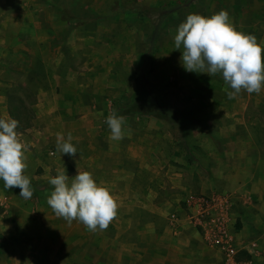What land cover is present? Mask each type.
I'll use <instances>...</instances> for the list:
<instances>
[{
    "label": "rangeland",
    "instance_id": "374dc122",
    "mask_svg": "<svg viewBox=\"0 0 264 264\" xmlns=\"http://www.w3.org/2000/svg\"><path fill=\"white\" fill-rule=\"evenodd\" d=\"M221 9L228 11L237 30L255 35L258 42L264 41V0H80L74 7L76 17L71 26L73 29L78 26V37L72 40L76 52L71 67L82 71L79 74H82L81 83L87 81L96 93L103 92L100 86H105L112 110L121 109V97L134 93L138 55L148 51V38L155 35L156 52L149 80L158 103L171 111L172 119L166 121L162 117L129 112L143 121L145 134L137 148L131 141L134 137L126 141L128 168L124 175L128 177V182L124 190L135 189L134 180L138 173L146 180L159 175L155 164H160L161 171L166 172L169 155L183 163L188 161L192 177L190 192L175 188L174 194L167 193L172 195L171 199L165 198L164 194L163 199L152 198L148 190L153 187L154 181L149 182L148 187L141 185L147 190L140 195V199L139 196L127 199L130 203L127 211L117 212L109 224L111 228L106 230L92 232L79 222L77 230L67 231L64 227L48 232L49 238H66L71 234L77 238L81 264H231L222 246L210 243L205 236L202 239L197 229L200 228L202 233L203 229L195 225L193 215L216 195L214 192L203 195L200 193L202 186L207 189L212 186L217 192L229 193L235 184L228 178L234 175L233 178L246 180L252 169L250 161L256 157L264 158V87L259 94L242 90L235 98L229 99L225 89L231 91V88L224 83L221 74L209 76L186 71L181 62L182 49H173L178 26L188 14L198 13L207 17ZM45 27L47 32H57V38L47 37L44 33L40 34V38L37 34L27 38L26 48L31 49V53L26 58V64L36 62L34 56L41 52L50 66L55 65L57 48L64 43L66 28L60 25L51 27L50 24ZM39 43L46 44V52L39 49ZM107 85L110 86L106 88ZM15 91L26 96L29 108L32 94L40 93L37 90H31L32 93L26 90L25 93L22 88H15ZM138 103L141 104L140 100ZM45 109L50 112V100ZM74 120L53 119L50 116L36 119L35 126L51 134L48 140L44 138L42 146L48 149L53 145L51 141L57 127L66 132V138L73 129H88L93 125L86 119L78 120L80 122L76 124L77 120ZM46 121L47 125L44 124ZM95 144L101 152L109 148L101 140ZM135 152L137 156H142L143 163L135 164ZM62 155L60 159L65 158ZM114 158L119 157L113 152L111 160ZM152 159L154 162H151ZM50 160L53 163H49L46 186L53 190L54 186L49 183L51 175L64 170L69 175L71 169L67 166L61 169L58 163ZM81 169L85 170L80 167L79 171ZM103 170H108V167ZM89 171L97 183L111 190L119 189L115 182H104L103 176L106 175L100 167H90ZM263 171L258 169L260 181ZM211 176H216V184ZM259 184V191H264L263 184ZM166 189V186L163 187L161 192L165 193ZM140 205L146 209L139 210ZM152 205L169 213L173 210V213L170 217L168 213L166 216L153 215L148 211ZM245 207L233 216L228 215V222H233L228 232L237 250L233 261L236 264H264V210L256 209L255 214ZM249 213L250 221L244 222ZM177 220L181 226H176L179 223ZM61 221L65 224V220ZM67 254L66 257L70 258L69 251Z\"/></svg>",
    "mask_w": 264,
    "mask_h": 264
},
{
    "label": "crops",
    "instance_id": "0c3cea01",
    "mask_svg": "<svg viewBox=\"0 0 264 264\" xmlns=\"http://www.w3.org/2000/svg\"><path fill=\"white\" fill-rule=\"evenodd\" d=\"M75 1L0 0V118L10 116L19 121L17 132L27 145L25 175L30 178L31 187L34 190L30 199H24L19 195V188L6 189L3 180H0V264H81L78 258L80 242L72 234L66 238L47 237L48 232H53L56 228L63 229L65 227L67 231L77 230L79 223L78 220H73L71 223L65 221V224H63L64 222L62 223L61 220L64 221V219L57 217L47 203L52 191L47 189L46 186L48 184L46 175L49 171V163H53L50 159L54 163H58L61 169H63L62 166L71 169L68 175L69 182L74 178L80 167L88 171L90 167H100L103 175H106L103 176L104 182L118 184L119 189L110 190L119 204V213L123 210L126 212L129 208L130 203L126 201L127 199H136L137 196L140 199V195L147 190L140 186L146 185L148 187V183H151V181H154V185L148 191L152 198L156 200L163 199V194L165 198L171 199L172 195L168 196V194H174L175 190L173 189L175 188L184 192H190L191 190V165L188 161L183 163V161H179L171 155L167 158L166 172L161 171L162 166L160 164H155L154 167L160 170H158L159 175L146 180L138 173L137 178L134 180L135 189L133 191L124 190L125 184L128 182V177L124 175L128 168L126 164L128 159L126 141L129 142V138L134 137V140L131 139V141H134V146L137 148V145L141 144V137L145 134L144 124L137 115L125 114L123 115L126 119L124 128L126 132L130 129V135H126L124 139L119 141L109 138L110 129L105 121L112 109L110 96L105 93V86H100L104 90L103 92L96 93L94 89L88 86L87 81L81 83L80 77L82 74H79L82 71L71 67L76 52V46L73 45L72 40L78 37V26L75 29L71 26L76 17L74 16L76 15L74 7L80 0ZM48 24L51 27L60 25L66 28L63 37L64 43L57 48L55 65L50 66L41 52L37 55L33 54L37 56H34L36 62L26 64V58L31 53V49L26 48L27 38H33L32 36L36 34L40 38L41 33H44L47 37L50 36V38H57L58 34H55L57 33L55 31H48V35L45 27ZM69 25L70 27L67 30ZM38 46L40 50L45 49L44 52H46L45 43L42 45L39 43ZM48 50L51 51L50 48ZM109 86L107 85L106 88ZM15 88H22L25 93L26 90L28 93H32L31 90L40 92L38 95L32 94L33 100L30 103V108L34 116L28 126H26V96L20 93L16 94ZM44 95L50 98H45ZM49 100L50 112H46L45 104ZM69 109L71 110L69 111ZM48 116L53 119L75 118L77 120L75 124L82 119L93 123L88 129L76 127V129H73L72 143L77 149L75 157L62 155L57 151V134L63 133L66 136V132H62L59 127H57L52 137L51 142H53V145H50L48 149L42 146L44 138L48 140L51 134H47L45 130L36 127L35 120L47 119ZM101 121L103 122L102 125ZM44 124L47 125L48 122L46 121ZM98 140L105 142L109 148L101 152L95 144ZM113 152L118 155V159L111 160ZM61 155L65 158L60 159ZM134 155L133 160L135 164L138 163L136 165L143 163L141 155L137 156L136 152ZM102 156L104 157L101 158ZM151 162H154V160L152 159ZM250 166L252 169L246 175V180L233 178L234 175L231 177L226 176L227 178L230 177L228 178L229 181L235 184L231 192H217V189L212 186L209 189L202 186L203 190L200 193L207 196L214 192L216 194L215 198L223 199L224 204L222 207H226L224 211L226 215L231 214L233 216V214L238 213L237 210L240 211L245 206L250 210V213H255L256 209L261 210L263 208L264 210V202L261 201L264 200V191H259V183H262L264 188V171L261 174V181L258 173L259 168L264 170V158H254L250 161ZM106 167H108V170L104 171L103 168ZM81 171H84V169H81ZM112 171L114 173L111 174ZM51 176L54 177L55 175ZM211 180L214 184L218 182L216 176H211ZM165 186L168 189L165 190V193H162L161 189ZM171 207L173 208V204ZM138 208H140L139 210L146 209L142 205ZM148 211L157 216H166V213H168L169 217L173 213V210L169 213L168 210L162 211L160 207L155 205H152V208ZM219 211L222 212V209L219 208ZM250 213L248 214L249 219L246 216L244 222L250 221ZM177 221L179 223L176 226H181L180 221ZM194 222L195 225H198L199 221L195 218ZM232 224L233 222L230 221L228 227L231 228ZM108 227L111 228V226ZM197 231L204 239V234L200 228ZM68 251L70 252V258L66 257Z\"/></svg>",
    "mask_w": 264,
    "mask_h": 264
},
{
    "label": "clouds",
    "instance_id": "9594fccd",
    "mask_svg": "<svg viewBox=\"0 0 264 264\" xmlns=\"http://www.w3.org/2000/svg\"><path fill=\"white\" fill-rule=\"evenodd\" d=\"M181 50V62L188 72L221 74L231 91L225 89L229 99L241 91L249 94L261 92L264 87V41L253 34L237 30L225 9L203 16L190 13L181 22L174 37V48ZM105 123L110 138L119 141L130 135L124 125L126 119L113 109ZM19 121L0 118V180L6 189L19 188L24 199L33 196L27 169V145L17 132ZM72 133L57 134L56 149L60 154L75 157L77 149L72 143ZM54 186L47 203L57 217L68 223L78 220L92 232L106 230L116 217L119 204L104 184L97 183L88 171H77L69 183L66 171H60L49 179Z\"/></svg>",
    "mask_w": 264,
    "mask_h": 264
},
{
    "label": "trees",
    "instance_id": "16d2710c",
    "mask_svg": "<svg viewBox=\"0 0 264 264\" xmlns=\"http://www.w3.org/2000/svg\"><path fill=\"white\" fill-rule=\"evenodd\" d=\"M175 4L174 2H171ZM149 48L148 51H143L138 55V69L136 72V90L132 96L121 97V109H117V115L129 114L135 112L139 115H149L158 118H163L167 121L172 119L171 111L160 105L151 88L150 74L152 73L153 56L156 52L155 48V35L148 38ZM140 100L141 104L138 103ZM134 106V107H133ZM136 106V107H135ZM164 112V114H162ZM34 113L31 108L26 106V126L30 124ZM175 137V135H174ZM181 145L185 146L184 143Z\"/></svg>",
    "mask_w": 264,
    "mask_h": 264
},
{
    "label": "built area",
    "instance_id": "2783aa9c",
    "mask_svg": "<svg viewBox=\"0 0 264 264\" xmlns=\"http://www.w3.org/2000/svg\"><path fill=\"white\" fill-rule=\"evenodd\" d=\"M222 200L221 198H211L204 203V208L194 213L193 217L199 221L198 225L203 229L205 239L210 243L222 246L229 257V262L236 264L233 261V257L237 253L236 244L228 232L229 218L224 212L226 207H222L224 204ZM219 208L222 209V212L219 211Z\"/></svg>",
    "mask_w": 264,
    "mask_h": 264
}]
</instances>
